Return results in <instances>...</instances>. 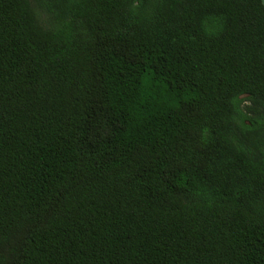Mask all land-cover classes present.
<instances>
[{"label":"trees","instance_id":"1","mask_svg":"<svg viewBox=\"0 0 264 264\" xmlns=\"http://www.w3.org/2000/svg\"><path fill=\"white\" fill-rule=\"evenodd\" d=\"M0 264H264L261 0H0Z\"/></svg>","mask_w":264,"mask_h":264},{"label":"water","instance_id":"2","mask_svg":"<svg viewBox=\"0 0 264 264\" xmlns=\"http://www.w3.org/2000/svg\"><path fill=\"white\" fill-rule=\"evenodd\" d=\"M261 2H262V5L264 6V0H261Z\"/></svg>","mask_w":264,"mask_h":264}]
</instances>
